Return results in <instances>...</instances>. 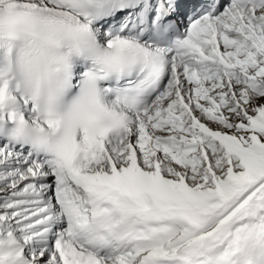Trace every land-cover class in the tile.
I'll use <instances>...</instances> for the list:
<instances>
[{
	"label": "snow or ice",
	"instance_id": "1",
	"mask_svg": "<svg viewBox=\"0 0 264 264\" xmlns=\"http://www.w3.org/2000/svg\"><path fill=\"white\" fill-rule=\"evenodd\" d=\"M0 264H264V0H0Z\"/></svg>",
	"mask_w": 264,
	"mask_h": 264
}]
</instances>
